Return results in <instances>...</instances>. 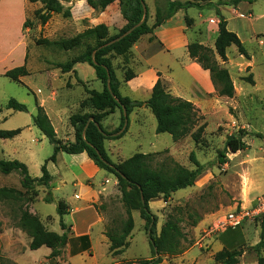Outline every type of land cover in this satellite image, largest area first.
Returning <instances> with one entry per match:
<instances>
[{"label":"rangeland","instance_id":"obj_1","mask_svg":"<svg viewBox=\"0 0 264 264\" xmlns=\"http://www.w3.org/2000/svg\"><path fill=\"white\" fill-rule=\"evenodd\" d=\"M80 1L64 2L66 7L72 8L70 18L55 14L47 24L41 25L35 17V12L43 8L41 2L0 0L2 36L5 33L4 22L9 19L16 22L17 14H12V7L22 9L25 5V22L29 20L32 24L30 28L25 27V22L23 24V33L28 42L26 64L30 75L21 79V83H17L6 78V72L0 73V128L23 130L13 140H0V160H20L23 157L25 160L20 161L28 165L33 177H41V167L54 154V146L33 125L32 116L37 112V102L40 104L47 97L55 106L59 94L61 102L66 104V108H62L61 114H58L60 121L54 122L55 128L57 125L59 130L57 136L61 139L71 135L73 129L70 117L73 114L92 111L88 106L82 109L81 105L89 95L82 91L76 80L78 73L80 78L89 80L87 83L90 84L91 79L95 78L94 69L89 65L79 64L76 67L77 73L73 75L71 72L62 73L56 67L59 63L71 60L79 52L78 49L64 50L60 46L61 42L73 40L93 25L87 8L81 7ZM156 1L157 4H161V0ZM227 1L230 0H217L204 8L193 7L187 13L198 23V28L201 29L199 38L209 48H215L216 31L221 16L227 20L230 29L238 32L242 39L249 58L240 55L238 49L231 46L228 49V60L222 62L219 59L222 67L229 71L234 83V97L219 96L211 81L210 72L208 71L209 76H205L196 61H192L182 76L174 78L170 83L165 81L168 90L174 96L192 101L204 117L203 123H206V129L202 141L196 143L189 136L175 142L167 133L157 134V120L151 111L133 112L129 117L126 134L120 139L105 141L106 150L114 163L123 162L136 153H156L155 164L174 160L190 170H197L191 160V154L194 153L201 165L197 180L192 187L174 193L168 201L159 198L150 203L152 212L158 220V234L172 217L179 223L184 235L183 252L175 257L161 255L163 258L161 264H195L194 258H205L204 251L198 247L192 248L205 234L215 235L218 244L220 242L228 244L231 250H242L243 253L245 247L252 251L254 245L261 241V216L252 217L235 229L216 228V224L229 212L237 209L252 211L260 200H264V139L247 136L244 139L247 144L246 150L238 153L226 152L228 137L236 134L240 129L246 130L250 135L264 134V0H242L239 8L233 5H220ZM146 2L150 9L148 22L152 25L155 22L154 0H146ZM207 10H210V13ZM162 12L166 14L167 10ZM202 12L205 13L206 18L209 16L210 18L199 25L198 15ZM11 29V38L15 39L17 24ZM6 30H9L8 25ZM44 40L50 41L51 44H37ZM124 63L122 57L114 60L121 81L124 78ZM249 76H253V84L246 80ZM194 80L197 82L194 83ZM52 93H56V96ZM12 98L26 105L28 111L14 112L7 109L8 101ZM53 110L55 111L54 107ZM114 114L103 121V128L107 132L115 131L121 124L120 110ZM30 126L31 130H29ZM73 134L75 135L74 130ZM220 152H226L223 163L219 161ZM64 156L70 157L67 154ZM69 163L71 161L66 162L61 159L57 165H51V170L56 171L55 167H57L65 178L71 179ZM104 175L108 178L102 179L101 184L96 183L94 179L87 181L88 187L94 192L102 188L103 194L95 204L99 215L92 232L95 248L89 253L85 262L79 260L78 264H138L139 260L149 261L158 258L152 253L146 223L141 218L140 211L132 212L135 227L128 240L126 251L116 256L111 252L110 242L104 234L113 226L121 225L127 219V212L122 203L117 178L105 170ZM55 184L53 181L52 189L36 186L29 192V212L38 217L47 232L60 236L66 234L69 238L73 233V223L61 218L57 213V207L60 201L69 200L72 186L69 184L55 189ZM1 187L23 191L21 176L16 173L8 176L0 175ZM50 193L54 201L46 203L45 198ZM75 198L79 196L75 195ZM20 215L19 204L0 202V253L5 262L18 264L17 262L20 261L23 264H33L36 256H33L31 251L34 250L30 248L32 238L19 227ZM61 222L65 225L64 229L61 227ZM201 224L203 228L198 230ZM68 248V243L61 248L57 257L60 264L69 261ZM188 249L191 250L187 258H191V261L183 259V254ZM262 255L264 256V251ZM42 263L48 264L46 261ZM204 264H215V262L207 257Z\"/></svg>","mask_w":264,"mask_h":264},{"label":"trees","instance_id":"obj_2","mask_svg":"<svg viewBox=\"0 0 264 264\" xmlns=\"http://www.w3.org/2000/svg\"><path fill=\"white\" fill-rule=\"evenodd\" d=\"M88 5L97 12H103L114 2L118 1L121 7V14L126 21V25L116 34H111L105 24L87 29L83 34L73 40L61 42L60 46L64 50L78 49V54L65 63L56 65L62 73H69L79 64L91 66L96 74L97 80L102 83L103 89H86L89 98L81 105L82 109L90 107L91 112L76 113L70 117V124L75 132V141H63L58 138L55 127L46 113L44 107L37 102V112L32 116L33 125L50 141L54 146V154L41 167V177H33L30 174L28 166L17 159L0 160V175L19 174L21 176V187L23 191L14 188H0V202H12L19 204L21 212L19 227L26 231L32 238L31 250H38L43 246L52 249L51 257L60 255L61 248L65 247L69 241L66 234L57 235L49 233L44 226L32 213L29 212L28 194L36 186H45L52 189L53 176L48 170L50 162L56 163L59 153L68 155H79L86 153L95 165L110 174L118 180L119 190L122 194V203L127 212V219L121 225L113 226L105 233L110 242V250L113 255L123 254L128 245L129 238L135 227V221L132 212L140 211L141 218L146 223V229L149 233L150 246L153 255L158 256L149 261L139 260L138 264H161L163 258L161 255L178 256L183 252L184 235L179 227V223L172 217L162 227L160 234L157 232V217L152 212L150 203L153 200L163 198L165 201L176 192L192 187L198 177L201 165L196 159L195 154H191V160L197 167V170H190L174 160H168L161 164H155L156 153L144 154L136 153L129 159L114 163L106 150L105 141L122 138L128 128L125 130L126 119L135 108L142 107L144 104L150 108L157 120V134L167 133L172 136L175 142L191 137L196 143H200L206 129V123H203L204 117L199 109L188 100L174 96L169 90L163 79H159L152 90L151 97L147 102L132 101L129 97L123 96L121 86L124 83L136 77L135 72L128 67L132 56L134 45L145 35H152L158 27L165 21L173 17L179 11H185L193 7L204 8L212 5L214 0H186L169 2L167 12L164 14L158 9L155 14V22L150 25V11L146 0H86ZM242 0H230L220 5H233L237 7ZM30 3L41 2L43 8L35 12L41 25H45L53 15H62L64 18L72 16V8L66 7L64 2L71 0H29ZM144 3L147 7V18H144ZM188 27H191L193 20L185 17ZM132 33L119 42L110 46L107 43L120 37L134 26L140 24ZM31 22L27 20L25 27L30 28ZM154 39V38H151ZM41 44H51L44 40L37 42ZM215 48H209L194 42L188 45L189 55L204 69L210 72L211 80L219 96L233 98L235 87L229 71L223 68L222 62L228 60V49L235 46L240 55L249 58V54L241 38L233 31L228 29V22L224 17H220L218 25V36L215 40ZM28 57V56H27ZM124 58V78L121 81L117 75V68L114 64L116 58ZM30 75L27 64L11 69L5 73V77L21 83V79ZM246 80L253 84V76ZM7 109L14 112H27L26 105L15 99H10ZM117 110L121 112V124L113 132H107L103 128V121ZM125 110V113H124ZM93 121L89 124V122ZM89 124V125H88ZM22 129L3 130L0 128V140H13L22 133ZM247 136L264 139V134L256 133L250 135L246 130L240 129L236 134L228 137L226 142V152L238 153L247 149L244 139ZM225 152V153H226ZM220 152V162H224L226 155ZM156 165V166H155ZM54 199L51 193L45 198L46 203H53ZM69 207L64 201H60L57 207L58 215L63 218L69 213ZM261 241L253 248L258 255V264H264V215L261 216ZM61 227L65 225L61 222ZM86 242V248H90L89 238L87 236L78 239ZM60 247V249H58ZM243 255L242 250L224 249L214 256L215 264H240V258Z\"/></svg>","mask_w":264,"mask_h":264},{"label":"crops","instance_id":"obj_3","mask_svg":"<svg viewBox=\"0 0 264 264\" xmlns=\"http://www.w3.org/2000/svg\"><path fill=\"white\" fill-rule=\"evenodd\" d=\"M216 1L217 0L213 2ZM169 2L174 1L161 0V4H157V1L154 0L153 4L155 14L158 9L162 11L167 9V5ZM80 5L81 7L87 8L88 16L90 17L93 24L90 28L105 24L109 28L111 34H116L126 25V21L121 14V7L118 1L111 4L103 12L95 11L88 5L86 0H81ZM239 5L237 8H239ZM188 10L179 11L173 17L165 21L162 26L155 29L152 35L143 36L134 45L128 67L135 72L136 77L121 86V93L123 96L129 97L132 101L145 103L151 97L152 90L159 79H163L164 82L166 81L167 83H170L174 78L182 76L183 72L188 70L189 65L192 63V61H195V59L189 55L187 49L188 45L194 42H198L200 44H203L204 46L206 45L205 42L201 41V38H199L201 35V29L198 28V23H196L193 18L189 17V14L187 13ZM11 11L12 14H17V19L16 22L10 19L5 21L4 32L6 33V35L5 33L3 34V36L0 34V73L7 72L8 70L16 67H21L25 65L27 61L28 42L25 33H23V24L26 17L25 5L22 7V9L12 7ZM207 12L210 13V10H207ZM186 16L193 20V24L191 27L187 26L185 19ZM198 18L200 21L199 25H201L204 24V22H207L210 16L206 18L205 13L202 12L199 13ZM14 24H17V37L15 39H12L11 27L14 26ZM7 25L9 26L8 31L6 30ZM229 26L230 25L228 23V29L232 31ZM236 34L238 35V32ZM216 36H218V31H216ZM197 65L199 64L197 63ZM76 67L74 68V71L71 72V74L74 75L77 73ZM203 71L205 73V76H209V72L207 70L203 69ZM88 81L86 79L80 78L77 73L76 82L80 87H82V91L86 92V89L101 91L103 89L102 83L97 80L96 74L95 78L91 79L90 84L87 83ZM193 82L196 83L197 80H194ZM52 94L56 96V93ZM59 97L60 96L58 94V98L57 100H55V106H53V104L47 97L40 103V105L44 107L52 123H54L55 120L60 121L58 114H61L62 108H66V104L62 103ZM53 107L55 108V111L53 110ZM137 111L142 113H149V111L151 110L147 107L146 104H144L142 107L135 108L133 112ZM53 125H55V123ZM30 128L31 126L29 127V130H31ZM55 130L56 132L58 131L57 135H59L57 125ZM73 130L72 132H70L71 135L69 134V136H67L66 138L59 139L63 141H75ZM43 137L45 136L43 135ZM24 153L26 154V151H24ZM65 154L66 153H59L56 163L50 162L48 164V170L53 176L54 184L56 183V181L58 183L55 184V189L59 188V186L65 187L69 184L72 186V193L69 194V200H63L70 209L69 213L65 215L63 219L67 222L69 221L73 223V233L69 236L68 241L69 261L63 264H78L80 263L79 260H83V262H85V259H88L89 253H91V251L95 248L92 232L94 227L96 226V221L99 219L95 204L97 199H99L103 194L102 188L101 190L94 192V190L88 187L87 181L94 179L95 181H97L96 183L101 184L102 179L108 177H106V175L103 176L104 170L98 168L95 163L91 159H89L86 153H82L79 155H69L70 157L68 158L64 156ZM23 159L24 158L21 157L20 160ZM61 159L66 160V162L71 161V163H69L68 165L70 166L69 171H71L72 174L71 179L65 178V175H63L60 170H57V167H55L56 171L51 170V165H57ZM29 171L31 170L29 169ZM75 195L79 196V198H75ZM154 201L156 200H153L152 202ZM201 228H203L202 224L199 226L198 230ZM85 236L89 238V249L86 248V242L78 240ZM104 236L106 237L105 234ZM216 240L217 238L215 235L205 234L201 240L197 241V243L192 248L198 247L200 250L204 251L206 255L205 258H194L193 263L204 264L207 257L210 260H214V256L218 252L224 249L231 250L228 244L222 242L218 244V240ZM247 248L248 247L244 248L245 252L240 258V264H258L259 259L257 253H255L253 250L250 251ZM191 249H188L184 252L183 259H188L187 261H191V258H187L188 253ZM31 252H33L32 254L34 257L36 256L35 261L32 262L33 264H35L36 262H38V264H43V261L48 262V264H60V260H57V257H51L52 250L48 247H42ZM17 263L23 264L20 261H18ZM0 264L12 263L8 261L5 262L0 253Z\"/></svg>","mask_w":264,"mask_h":264},{"label":"built area","instance_id":"obj_4","mask_svg":"<svg viewBox=\"0 0 264 264\" xmlns=\"http://www.w3.org/2000/svg\"><path fill=\"white\" fill-rule=\"evenodd\" d=\"M264 215V200H260L258 205L252 211L248 210H234L229 212L223 220L216 224V228L220 227L221 229H235L242 226L248 219L252 217H260ZM214 230H211V232Z\"/></svg>","mask_w":264,"mask_h":264},{"label":"water","instance_id":"obj_5","mask_svg":"<svg viewBox=\"0 0 264 264\" xmlns=\"http://www.w3.org/2000/svg\"><path fill=\"white\" fill-rule=\"evenodd\" d=\"M147 13H148V10H147V7H146V5H145V3H144V18H143V21H142L141 23H143L144 20H146V18H147ZM141 23L138 24V25H136V26H134L133 28H131L130 30H128L126 33H124V34L121 35L120 37L116 38L115 40H113V41L107 43L106 46H110V45H112V44H114V43H116V42L121 41L122 39H124L125 37H127L130 33H132L136 28H138V27L141 25ZM124 113H125V110H124ZM92 121H93V119L89 122V124H90ZM128 122H129V120L126 119L125 126H124V129H123V130H125L126 127L128 126ZM89 124H88V125H89ZM148 234H149V233H148Z\"/></svg>","mask_w":264,"mask_h":264}]
</instances>
